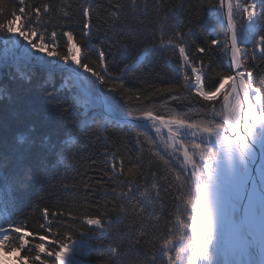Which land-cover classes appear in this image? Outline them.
<instances>
[{"label":"snow or ice","instance_id":"1","mask_svg":"<svg viewBox=\"0 0 264 264\" xmlns=\"http://www.w3.org/2000/svg\"><path fill=\"white\" fill-rule=\"evenodd\" d=\"M201 2L203 4L204 0ZM156 3L159 4L160 0H156ZM130 5L135 12L138 8L137 0H130ZM114 7L121 9L123 6L116 4ZM52 9L51 4L35 6L31 0H18V3L8 10L4 0H0V35L12 40L21 38L26 41L28 49L41 54V57L31 56V61L41 63L42 56L51 58L42 60V70L69 74L65 79L64 88L73 93L71 107L83 109L79 113L82 117L80 125L90 126L100 117L105 121L115 120L122 125L150 127L158 138L163 136L166 129V150H170L173 156L183 155L181 167L184 168L186 177L188 166L192 169L190 179L185 180L187 193L176 197L184 206V212L177 209L178 214L169 222L167 235L158 248L151 256L138 261L137 264H157V252L166 258L167 264H264V87L256 86L253 68L250 66V60H256L257 52L264 58V30L253 31L257 20L264 17V0H247L244 4H241L240 0H207L206 14L215 19L224 36L221 40L216 30H208L204 34L207 47L196 44L194 51L192 50V44L195 43L192 37L197 30V25L192 21H189L186 29L176 28L171 35L165 36L161 33L159 44L153 43V50L159 47L165 53L172 51V58L182 71L183 82L156 88L143 100L138 94L133 95L144 104V101H152L157 94L168 93L172 100L179 99L178 93L181 91L190 94L199 98L196 101L189 100L190 103L204 102L201 104L203 112L199 120L179 115H161L148 105L129 109L126 115L117 114L114 108L90 115L94 104L87 98L89 90L94 89L98 82L101 86L107 85V91L110 93L127 91L123 87V76L134 72L140 60L137 59L136 64H126L121 69V75L113 76L109 73L106 53L92 44L91 5L82 6V42H77L74 33L66 30L62 32L63 37H66V45L62 48L58 31L53 29L49 34L48 28L45 27L52 22L49 15ZM237 13L241 14L247 24L246 41L241 39V30L236 21ZM63 15L68 17L69 13L64 11ZM111 15L118 18V12ZM200 15L198 10L196 19H199ZM5 42L7 43V40ZM249 43L251 58L247 55ZM241 44L244 46L241 47ZM92 48H97L98 60L88 57ZM177 51L178 58L175 56ZM217 51L221 55L230 56L229 70L211 77L207 70L211 67L212 56ZM204 56L208 57L207 62L203 59ZM84 59H87V62H83ZM93 64H96L99 70L92 67ZM81 70L83 73H89L94 80L82 76ZM18 73L20 79L31 82L30 67L24 72L18 70ZM210 80L213 82L209 83ZM47 83L48 80H45L44 84ZM6 94V90L0 88V98ZM47 95L52 96L53 93L48 92ZM120 98L127 105L132 97ZM18 142L24 144L26 140L20 137ZM71 142V139L65 141ZM40 143L49 150L55 148L49 137H43ZM197 155L199 162L196 160ZM8 159L9 157L0 153V206L12 202L16 182L24 186V178L18 171L24 166L23 158L16 156L14 166L5 174L2 170L6 167L5 162ZM111 159L115 161V153ZM257 159L260 163L256 167V175L253 176L250 168ZM137 168V165H133L124 173L118 171L113 164L109 179L117 180L121 175L134 176ZM152 176L155 179L156 173H152ZM120 183L123 184L124 181ZM133 184H136L137 188L141 187L135 179H131L127 181V192L112 189L115 199L110 202L113 204L111 211L117 213L115 218L109 215L106 205L101 206L103 210H98L95 215L83 212L76 215L67 205L64 206L67 211L63 208L59 211L44 208L43 223L39 225L40 229H43L41 234L27 231L23 225L11 222L9 215L8 228L0 225V252L16 253L20 264H28L29 259L31 264H83L82 257L94 247L89 241L103 234L111 236L114 225L125 223L128 208L123 201L131 204ZM152 188L157 189L156 196L159 197V185L153 184ZM140 194L147 198L149 204L152 203L149 189L145 188ZM117 201H121L118 209ZM85 207L86 205L79 204L77 210ZM133 212L140 214L143 209L133 206ZM65 216L67 219L57 225L56 218ZM149 216L159 219L154 211ZM75 221L80 223H73ZM146 227L149 225L141 222L136 230V237L145 235ZM128 231H132L131 225H128ZM28 237H33V240L30 241ZM103 247V244L95 246L96 250H102ZM26 248L27 254L20 257L19 254ZM109 251L113 257L121 254L115 245H109ZM257 255L259 259L255 258ZM112 264H115V260Z\"/></svg>","mask_w":264,"mask_h":264},{"label":"trees","instance_id":"2","mask_svg":"<svg viewBox=\"0 0 264 264\" xmlns=\"http://www.w3.org/2000/svg\"><path fill=\"white\" fill-rule=\"evenodd\" d=\"M17 3L18 0H4L8 10ZM31 3L35 6L44 4L53 6L49 14L52 22L45 27L48 28L49 34L53 29L58 31L62 48L66 45V37H63L62 32L66 30H71L77 42H82V6L91 5L92 44L102 48L106 53L107 68L113 76L121 75V69L126 64H136L137 59L140 60L134 72L123 76V87L127 91L110 93L107 91V85L101 86L97 82L105 98L113 100L114 105L121 106L123 114L126 115L129 109H139L148 105L161 115L201 119L203 112L201 104L204 102L190 103L189 100L196 101L199 98L182 91L178 93L180 98L177 100H172L168 93L157 94L152 101H144V104H141V100L156 88L183 82L182 71L172 58V51L165 53L159 47L152 49L153 43L159 44L161 33L165 36L171 35L176 28L186 29L189 21H192L197 25L196 34L192 37L195 41L192 44L193 51L196 44L207 47L204 34L210 29L216 30L223 40V30L214 18L206 14L207 0H204L203 4L201 0H160L159 4L156 0H137L138 8L135 12L131 9L130 0H31ZM116 4L123 7L117 9L114 7ZM198 10L201 15L196 19ZM64 11L69 13L68 17L63 15ZM113 12H118V18L111 15ZM236 21L241 30L240 21H243L241 14H236ZM257 23L254 32L264 30V17H260ZM243 28L247 27L244 25ZM246 34L248 35L246 29L245 32H241L242 37ZM6 40V36L0 35V44L2 42V45L6 44ZM248 49L247 55L251 58L250 43ZM178 55L177 51L175 56L178 58ZM255 55L256 60L254 62L250 60L255 84L264 87V58L259 52ZM88 57L98 60L97 48H92ZM203 59L207 62L208 57L204 56ZM83 62H87V59ZM91 66L99 70L96 64ZM31 69L30 83L20 79L18 71L12 68L0 70V88L7 92L0 98V153L9 157L2 171L6 174L8 169L14 166L16 156L23 158L24 165L18 170L20 176L24 178V186L19 182L14 184L12 202L3 206V209L11 216V222L23 225L27 231L41 234L43 229H40L39 225L43 223L44 208L50 211H59L63 208L67 211V207H64L67 205L76 215H81L82 212L95 215L98 210H103L101 206L106 205L109 215L115 218L117 213L111 211L113 204L110 202L115 199L112 189L127 192V181L135 179L141 187L137 188L136 184H133L131 204L123 201L128 208L125 223L114 225L111 236L103 234L89 241L94 247L82 257V262L112 264L115 260V264H137L138 261L145 260L153 254L167 235L169 222L178 214L177 209L184 212V206L176 197L187 193L188 186L185 180L190 178L184 175L180 155L173 156L170 150H166L164 137L158 138L150 127L122 125L111 120L105 121L100 117H97L90 126L80 125L82 117L79 113L83 109L71 107L73 93L64 88L66 78L42 68ZM27 70L28 68H21L19 72ZM228 70L227 56L221 55L219 51L215 52L211 67L207 70L209 75L216 77L221 71ZM45 80H48L46 85ZM48 92H52L53 95H47ZM133 93L138 94L141 100H137ZM121 96L132 98L125 105ZM93 112L103 113L97 106L91 108L89 114ZM149 135L156 139L151 140ZM20 137H24L26 143H19ZM43 137H49L55 148L49 150L43 147L40 143ZM70 139L71 143H65ZM113 153L115 161L111 159ZM113 164L118 171L124 173L133 165H137L138 168L134 176L121 175L117 180H110ZM152 173H156L155 179ZM121 181L124 183L121 184ZM153 184L159 185V197L156 196L157 189L152 188ZM145 188L149 189L151 204L140 194ZM120 202L117 201V209ZM79 204L86 207L77 210ZM133 206L136 209L142 208L143 212L134 214ZM153 211L159 219L150 218L149 214ZM8 217L3 218L5 222L3 227L6 229L10 222ZM66 219V216L57 217V225ZM141 222H146L149 227L144 229L145 235L136 237L135 233ZM128 225L132 227L131 232L128 231ZM84 227L87 228L86 225ZM28 239L32 241L33 237ZM100 244L104 245L103 249L96 250L95 246ZM109 245L118 247L120 256L113 257ZM10 254H13L15 261L20 263L17 254L10 251L0 252V259ZM26 254L27 248L19 255L23 257ZM156 257L157 264H167L166 258L160 256L158 252ZM28 264H31V259Z\"/></svg>","mask_w":264,"mask_h":264},{"label":"rangeland","instance_id":"3","mask_svg":"<svg viewBox=\"0 0 264 264\" xmlns=\"http://www.w3.org/2000/svg\"><path fill=\"white\" fill-rule=\"evenodd\" d=\"M247 2V0H240V3L241 4H243V3H246ZM240 14V13H239ZM241 25H245L246 27H247V24H246V21H240V27H241ZM257 25H258V23H256V25L254 26V28H253V31H255V29H256V27H257ZM246 30H247V28H245ZM245 29L242 27L241 28V32H245ZM247 37H248V35L246 34V36L244 35L243 37L241 36V39H243V40H247ZM3 43V42H2ZM2 43L0 44V47H2L1 49H0V60L1 61H5L8 57H14V58H18L19 59V57H22V58H24V60L25 61H28V62H31V63H33V64H36L37 62H35V61H30V57L31 56H33V55H35V56H37V57H41V54L40 53H34L32 50H30V49H28V46H27V43H26V41H24L23 39H21V38H16L15 40H12V39H9L8 37H7V43L6 44H3L2 45ZM47 59H51V58H48V57H46V56H42V59H41V63H42V60H47ZM227 59H230V56H227ZM24 61V62H25ZM228 61L229 60H227V63H228ZM39 64V63H38ZM62 64V63H61ZM26 67V66H25ZM74 67V66H73ZM52 73H54V74H58V75H60V77L61 78H67L68 77V73L67 72H65V73H61V72H52ZM81 75L82 76H84V77H89L90 79H92V77H90V75H88L87 73H83V72H81ZM95 86V85H94ZM226 87H227V85H226ZM90 90H93V89H90ZM74 91V90H73ZM96 91H98V93H99V90H98V88L95 86L94 87V94H96ZM89 94V93H88ZM90 95V94H89ZM90 96H92V95H90ZM96 97H98L99 99L98 100H101V102H103V103H105V104H108V106L110 107V105H111V107L112 108H114V109H116V111H124L122 108H121V106H116V105H114L115 103L113 102V100H110V99H106L105 98V96L104 95H99L98 94V96L97 95H95ZM94 96V97H95ZM106 100V101H105ZM97 102H99V103H101L100 101H97ZM130 125H134V124H130ZM149 137L151 138V140H155L156 138H154L152 135L150 136L149 135ZM163 137H164V140L165 139H167V134H164L163 133ZM189 139V141H190V137L188 138ZM156 142H158V139L156 140ZM190 146V145H189ZM180 155V160H181V162L183 163V155L182 154H179ZM196 160H197V162H199V156L197 155V157H196ZM182 170H183V172H184V168H182ZM191 171H192V169H191V167L189 166V168H188V177L190 178V173H191ZM191 235V233H190V230H189V236ZM3 262L4 263H7V264H20L18 261H14L13 259H12V257L10 256V257H8V260L6 261L5 259L3 260Z\"/></svg>","mask_w":264,"mask_h":264},{"label":"bare ground","instance_id":"4","mask_svg":"<svg viewBox=\"0 0 264 264\" xmlns=\"http://www.w3.org/2000/svg\"><path fill=\"white\" fill-rule=\"evenodd\" d=\"M90 95H92V96H95V94L94 93H89ZM103 95L102 94V92L99 90V93H98V91H96V95ZM83 98V97H82ZM94 108H95V104H94V106H93ZM92 107V108H93ZM110 109H112V108H110ZM115 111H116V109H115ZM116 113L117 114H123V112L122 111H116ZM257 151H258V149H257ZM259 163H260V161H259V159H258V163H257V160L254 162V164L251 166V168H250V172H251V174L253 175V176H255L256 175V167L259 165ZM188 168H189V166H188ZM256 259H259V256L257 255L256 257H255Z\"/></svg>","mask_w":264,"mask_h":264},{"label":"water","instance_id":"5","mask_svg":"<svg viewBox=\"0 0 264 264\" xmlns=\"http://www.w3.org/2000/svg\"><path fill=\"white\" fill-rule=\"evenodd\" d=\"M225 24H226V20H225ZM164 131H166V129Z\"/></svg>","mask_w":264,"mask_h":264}]
</instances>
